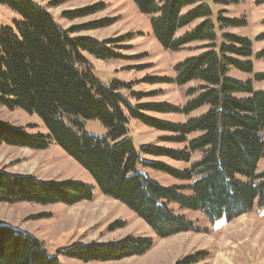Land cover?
<instances>
[{
  "label": "trees",
  "instance_id": "obj_1",
  "mask_svg": "<svg viewBox=\"0 0 264 264\" xmlns=\"http://www.w3.org/2000/svg\"><path fill=\"white\" fill-rule=\"evenodd\" d=\"M133 1L150 18L152 34L164 50L177 53L188 45L206 43V52L175 66V80H151L179 87L198 83L187 92L190 100L185 106L131 105L123 95L129 87L117 82L105 85L84 56L118 59L113 42L72 37L77 31L63 30L47 9L31 0H0L19 18L13 27L0 29V109L37 115L49 133L48 137L31 135L0 121V146L42 151L51 143L58 145L93 177L104 196L133 211L160 239L199 232L183 211L231 222L252 212L255 205L264 208V171L257 172L264 160V89L230 76L232 71L254 73L253 46L248 39L225 32L246 23L225 19L222 12L215 20L204 0ZM257 57L264 59V50ZM254 79L263 82L264 73ZM133 97L141 100L139 95ZM198 111L202 113L197 117L176 124L146 115L188 117ZM89 120L100 121L108 137L86 134L82 121ZM130 120L169 134L163 142L182 150L137 148L129 137ZM147 156L186 167L178 170ZM149 172L179 184L162 186ZM93 198V187L83 183L41 182L0 169L1 203L74 206ZM152 247L151 240L126 237L118 242L75 244L52 256L37 239L0 225V264H60L59 256L84 263L113 262L143 256ZM208 256L198 252L175 264H204Z\"/></svg>",
  "mask_w": 264,
  "mask_h": 264
},
{
  "label": "rangeland",
  "instance_id": "obj_2",
  "mask_svg": "<svg viewBox=\"0 0 264 264\" xmlns=\"http://www.w3.org/2000/svg\"><path fill=\"white\" fill-rule=\"evenodd\" d=\"M50 13L63 30L77 31L72 37L92 38L99 42H113L111 46L119 58L102 61L84 54L95 74L105 85L123 83V92L131 105L168 104L182 109L190 97L187 92L199 84L179 87L174 83H151L153 79L175 80V66L189 57L207 51L206 43H195L179 52L164 50L155 40L150 18L142 15L133 0H31ZM162 0H158L161 2ZM260 0H243L239 4H225L227 0H204L216 20L222 12L225 19L244 21L243 27L226 33L248 39L253 46V74L232 71L230 76L240 81H253L256 90L264 89V81L257 83L256 74L264 73V59L257 55L264 50V4ZM18 17L0 5V29L11 28ZM188 30V29H187ZM185 30V31H187ZM141 96L136 101L133 96ZM146 113L154 119L170 123H184L200 115ZM0 121L23 128L28 134L49 136L37 115L20 110L0 109ZM86 134L107 138L108 130L98 120L82 121ZM129 137L137 148L152 146L182 150V146L163 142L167 133L156 131L143 123L130 120ZM199 155L193 158L197 160ZM162 162L178 170L186 167L167 158L144 157ZM0 169L11 175L32 176L41 182L74 181L93 187L94 198L74 206L64 204L40 205L32 203L5 204L0 202V225L11 226L42 242L52 256L75 244L118 242L126 237L151 240L150 249L143 256L113 262H89L59 256L60 264H175L176 261L198 252L208 253L204 264H264V208L255 205L250 213L231 222L224 218L208 220L200 212L182 213L199 228V232L182 233L160 239L133 211L122 203L102 194L93 177L58 145L51 143L42 151L0 146ZM264 171V160L257 172ZM149 174L162 186L179 184L173 178L156 172ZM180 214V213H179Z\"/></svg>",
  "mask_w": 264,
  "mask_h": 264
}]
</instances>
